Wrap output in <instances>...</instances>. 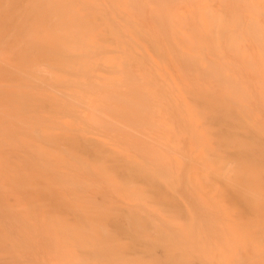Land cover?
<instances>
[{
  "label": "bare ground",
  "instance_id": "obj_1",
  "mask_svg": "<svg viewBox=\"0 0 264 264\" xmlns=\"http://www.w3.org/2000/svg\"><path fill=\"white\" fill-rule=\"evenodd\" d=\"M3 1L0 264H264L230 219L264 214V0H125L160 61L117 16Z\"/></svg>",
  "mask_w": 264,
  "mask_h": 264
},
{
  "label": "rangeland",
  "instance_id": "obj_2",
  "mask_svg": "<svg viewBox=\"0 0 264 264\" xmlns=\"http://www.w3.org/2000/svg\"><path fill=\"white\" fill-rule=\"evenodd\" d=\"M48 1H50V0H48ZM53 1L55 2L56 5H59V8L61 9V11L69 12L70 15H74L80 20L83 19L84 22H82V26H84L85 28H87V27L90 28V25L92 24L91 26L94 28V30H93V28H90V30L87 28L88 31H86V32H88L89 34H92L90 32L93 31V35L95 34L98 38L99 37H103V36L100 35L99 32L104 33L105 35L107 34V32H109L110 28L108 27V29H107V25L109 23H110L109 26L111 27V24L114 23L115 20H117L118 18H122L123 22L126 24V27H127V30L126 29L125 30L127 32L128 37L131 39V41L136 40V41H134L132 43H135V42L140 43V45L142 46V50H144L146 53L151 55L153 59H155L157 61H160V58L158 56V51H157L156 47H154L152 45L151 38L148 37L149 36V27L146 24L140 23V22H138L135 19L137 17L134 16V13L133 12H129L127 10L128 8L126 7L125 0H118V1L117 0H73L78 5L82 6L83 8L85 7V8H88L90 10L93 9L94 11L93 10H91V11L94 13V16L96 18L95 17L89 18L88 16L79 15L78 13L74 12L69 6H67L66 3H62L61 0H53ZM78 1H80V2L78 3ZM33 2H39V0H19L18 7L22 8V9H26V10H31ZM87 3H89V5ZM98 4H101V5H98ZM26 5H28V6H26ZM3 6H5L4 1L0 0V26H3L5 28H9L12 25V22L6 21V17H8V15H3V11H2L3 10ZM49 10L50 11L46 12V14H45V16H49L48 19L44 18V20H42L41 22H38V24H41V23L52 24V25L56 24V22H54V21L51 22V20L53 18V12L55 10L54 7H52ZM45 11L46 10H44V13H45ZM87 19H88V21H87ZM99 19H101V22H100ZM109 20L110 21L112 20V21L110 22ZM104 21H105V23H103ZM93 23H95L97 25V27ZM68 24H70V23H68ZM105 25H106V27H105ZM97 28H100V29H97ZM97 31H98V33H97ZM134 31H136V32H134ZM13 33H14L13 31H10L8 29H5L4 31L3 30L0 31V35H2V36H4V35L9 36V35H12ZM29 33H30V31H22V32H20V34H22V35H26V34H29ZM140 34H141V36H140ZM226 199L227 200H238V199H241V198L233 199V198L230 197V198H226ZM242 209H246V207H244ZM211 211H209L208 213H204L203 214V216H205V219H207V220L209 219V221H213V219L211 220L210 218H212L211 216H213V218H214L215 214L216 215H222L219 212L216 213V212H213V211L211 212ZM210 213H212V215H210V217H209L208 215ZM180 215L182 217H186L187 218V214H185V213L180 214ZM230 216H231L230 217L231 220H233V221H235L236 223H239V224H249V221H250L249 219L252 220V223L253 222L257 223V222H260V221L264 222V218H263L264 214H261V213L260 214H256V213H254L252 211H249V210H243L241 213H238V214L230 213ZM215 218H218V216L215 217ZM258 219H259V221H258ZM250 223H251V221H250ZM260 232L261 231L256 232L255 230L251 231V234H253L251 237L252 238H256L257 236H255V235H259L260 236L261 233H264V232H261V233ZM145 247L160 248V247H163V246H160V245H146ZM226 247H228V246H226ZM194 248L195 247L192 246V245L188 247V250H187L188 252L186 253L187 256H190V257L194 256L193 253H191V251H189V250L195 251L196 249H194ZM244 250L248 251L249 258L253 259L252 255L249 253V249L247 250V248L244 247ZM236 254L237 253H233L232 254V252H229V250H227L221 256V255L214 254L213 251L211 250V252L205 253V254H203V256H205V258H209V259L211 258V259H214V260H216V259L217 260L224 259L225 261H227V264H241L239 259H242L244 256H243V254H240V255H236ZM215 255H217L216 258H215ZM241 255H242V258H241ZM200 256L202 257V254ZM202 259H204V258L202 257ZM199 262L200 261L197 262L196 259L193 260L194 264H202V262H200V263ZM128 263H130V262H128ZM148 263H150V262L149 261H143L142 262V264H148ZM160 264H162V262H160Z\"/></svg>",
  "mask_w": 264,
  "mask_h": 264
}]
</instances>
